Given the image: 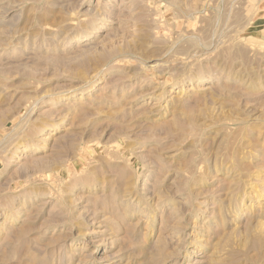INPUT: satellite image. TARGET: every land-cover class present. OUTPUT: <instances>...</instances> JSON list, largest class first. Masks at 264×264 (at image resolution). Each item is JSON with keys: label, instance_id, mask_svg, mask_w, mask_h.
<instances>
[{"label": "rangeland", "instance_id": "1", "mask_svg": "<svg viewBox=\"0 0 264 264\" xmlns=\"http://www.w3.org/2000/svg\"><path fill=\"white\" fill-rule=\"evenodd\" d=\"M0 264H264V0H0Z\"/></svg>", "mask_w": 264, "mask_h": 264}]
</instances>
